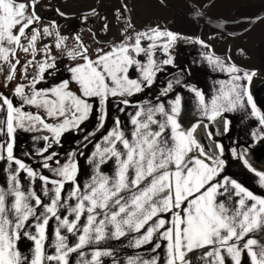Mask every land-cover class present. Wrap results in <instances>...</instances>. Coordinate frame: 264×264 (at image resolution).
Returning a JSON list of instances; mask_svg holds the SVG:
<instances>
[{
  "label": "snow or ice",
  "instance_id": "1",
  "mask_svg": "<svg viewBox=\"0 0 264 264\" xmlns=\"http://www.w3.org/2000/svg\"><path fill=\"white\" fill-rule=\"evenodd\" d=\"M176 2L120 0L122 38L93 50L79 32L69 46L57 18L42 23L41 4L64 19L71 5L0 0V264H264V194L231 170L264 191V101L252 92L264 64L238 43L264 14L187 35L171 27ZM179 6L210 16L206 0ZM100 22L107 33V12ZM181 39L198 45L187 66L172 54ZM195 65L222 78L205 92L189 80ZM235 112L250 128L226 146ZM121 238L130 254L111 245Z\"/></svg>",
  "mask_w": 264,
  "mask_h": 264
},
{
  "label": "rangeland",
  "instance_id": "2",
  "mask_svg": "<svg viewBox=\"0 0 264 264\" xmlns=\"http://www.w3.org/2000/svg\"><path fill=\"white\" fill-rule=\"evenodd\" d=\"M61 5H71L72 8L78 12V11H83V10H88V6H93L95 5L99 0H59ZM251 1H256V0H206V4H210L211 7H206V11L210 13V15L218 12V11H225V12H231V10L236 9L241 4H245ZM264 1V0H263ZM129 8L132 7V4L135 2V0H127ZM120 0H102L101 2V7L99 8V11L97 12V15L95 16H89L88 19L85 21L87 22L88 25H90V28H93L95 26L96 22L100 18L101 15L105 14L106 12L110 16H114L115 19L117 20V32H114L115 39L113 41H118L122 38V30L124 29L126 25V19L125 18H117L115 14L116 8L119 7ZM41 11H43V6H40ZM173 9H171L172 11ZM171 13L170 12V19H171ZM224 14V13H223ZM132 16L134 19L137 20V22H140L139 17L136 15V11L133 9L132 11ZM72 22L73 21H82L83 17L82 16H77L73 17L70 19ZM102 36H107L109 33H105L104 31L101 33ZM92 45H90L92 48H95L97 46H103V44H106L111 41H105V42H100L95 39H91ZM264 41V25H261L260 23H256L251 31H249V34L247 36H242L239 40L238 43L243 44L244 46H247L250 48L253 52V60L255 59L256 55V50H257V45L259 42ZM75 42L69 43V46H73ZM95 45H94V44ZM219 43V42H218ZM179 46L176 44V46L173 49V56L175 57V62L177 65H183L186 66L182 61L178 59V54H179ZM20 58L23 60L24 59V53H20ZM64 63L67 64L68 61L67 59H64ZM32 69H29V72H31ZM3 75H0V84L3 83ZM19 79V76H17V80ZM163 79V77H162ZM190 82L192 83L191 77H189ZM16 81L14 80L13 83ZM5 91L11 92V89H6ZM24 134L22 133L20 136H23ZM70 138V137H69ZM22 139V137H21ZM20 139V140H21ZM71 140V139H70ZM66 143L65 140V147H67L71 141ZM24 141L23 139L20 141V144H23ZM227 156V153H226ZM262 158V157H261ZM260 162H264V158L259 159Z\"/></svg>",
  "mask_w": 264,
  "mask_h": 264
},
{
  "label": "crops",
  "instance_id": "3",
  "mask_svg": "<svg viewBox=\"0 0 264 264\" xmlns=\"http://www.w3.org/2000/svg\"><path fill=\"white\" fill-rule=\"evenodd\" d=\"M224 12L225 14H228L230 12H225L223 11H218L214 14H221ZM179 46V54H178V59L182 61L184 64L189 65L193 58L197 57V49L198 45H193L185 40L181 39L180 41L177 42ZM191 80L192 83L197 84L199 87L203 88L205 92H208L214 83L216 79L222 78L220 75L213 73L208 67L206 66H200V65H195L192 67L191 70ZM252 92L257 100V102L264 101V75H262L259 78H254L253 84H252ZM227 118L230 120V132L228 134H225L223 136L222 142L227 146L229 138H237L239 137L240 139H246L247 138V132L249 131L250 128V121L245 119L244 116L240 112H235V113H227ZM22 133L18 134L17 140L20 143V141L23 139L25 142L26 136H20ZM22 137V139H21ZM21 139V140H20ZM71 138H66V143L69 142ZM71 141V140H70ZM257 158L258 160L264 158V154L262 153H257ZM262 157V158H261ZM260 162V161H259ZM233 172L240 173L242 175V178L247 181L246 186L251 185L252 189L257 192V194H264V191L261 189L257 188L253 181L248 179L247 176H244L243 173H241V170L239 166L233 164L232 169ZM87 171V169L83 168V162H82V172ZM4 180V174L3 172H0V182H3ZM71 239V237H70ZM112 246L120 249L122 248L123 250L121 251V256L125 254V252H128L129 254L131 253L130 249H127V241L123 240L121 238L120 241L113 240L110 242ZM244 259H246V253L244 254ZM105 264H110V261L105 262Z\"/></svg>",
  "mask_w": 264,
  "mask_h": 264
},
{
  "label": "trees",
  "instance_id": "4",
  "mask_svg": "<svg viewBox=\"0 0 264 264\" xmlns=\"http://www.w3.org/2000/svg\"><path fill=\"white\" fill-rule=\"evenodd\" d=\"M264 8L263 0L251 1L245 4H241L236 9L232 10V13L235 17H245V16H254L258 12H260ZM174 13L171 18V27L174 30L185 33L187 35L192 34H200L201 32L208 33L209 27L205 22L194 20L193 18H189L183 10L180 8L173 6ZM244 27L245 25L235 24L233 28ZM230 28V27H229ZM213 30H216L212 28ZM244 46L243 44H241ZM253 62H258L260 64H264V41H261L257 45L256 55ZM219 128V124L215 126ZM258 166V165H257Z\"/></svg>",
  "mask_w": 264,
  "mask_h": 264
},
{
  "label": "flooded vegetation",
  "instance_id": "5",
  "mask_svg": "<svg viewBox=\"0 0 264 264\" xmlns=\"http://www.w3.org/2000/svg\"><path fill=\"white\" fill-rule=\"evenodd\" d=\"M50 2L52 4L53 9L55 7H57V6H61V4H60L61 2L59 0H50ZM101 2H102V0H99L92 7H97L98 5H101ZM40 6L41 7L43 6L44 10L42 11V14L45 17V19L42 21V23H47L48 20L51 19V18H57L58 19V23H60L62 26H65L69 30L68 35H69V43L70 44H71V42H74V40L72 39V33H75V32H79L80 35L83 38V41L86 44H88L89 46L92 45L91 44L92 43L91 39H95V40L100 41V42L113 41L115 39L114 32L115 31L117 32V24H116L117 20L115 19L114 16H110L109 15V19L111 21V27H110V29L108 31L109 35L102 36L101 33L104 30H103V22H100L98 24V21H99L100 18L96 22L95 26H93V28H90V25H88L87 22H85L84 19L82 21H76V22L75 21L72 22L70 20L73 17H77V16H81V15H76V16H73V17H71L69 19H64V18L57 17V14L55 13V11L54 10H49L45 4H41ZM100 7H97V12L99 11ZM83 11H87V10H83ZM83 11H78V12L75 11V12H76V14H78V13L83 12ZM171 12H172L171 13V18H172V15L174 13V9ZM103 15H101V16H103ZM234 26L235 25H230L228 27L231 28V27H234ZM240 28L241 27L233 28V29H240ZM94 33H96V35H94ZM94 49L95 48H93V50Z\"/></svg>",
  "mask_w": 264,
  "mask_h": 264
},
{
  "label": "water",
  "instance_id": "6",
  "mask_svg": "<svg viewBox=\"0 0 264 264\" xmlns=\"http://www.w3.org/2000/svg\"><path fill=\"white\" fill-rule=\"evenodd\" d=\"M174 6L180 8L181 10H183L179 6V0H177L176 4ZM87 11H83V12H80V13H84V12H87ZM80 13H78L76 15H80ZM261 14H264V8L260 12H258L256 15L251 16V17H255V16L261 15ZM245 17H249V16H245ZM241 18L242 17H232V16L231 17H227V16H222L220 14H212V15H210L208 17H205V21L204 22L207 23V24L210 23L211 27L214 28V29H223L226 32H234V31L238 32L239 29H231L228 26L239 24L238 22L240 21ZM197 21H199V20H197ZM244 27L247 28V25H245Z\"/></svg>",
  "mask_w": 264,
  "mask_h": 264
},
{
  "label": "built area",
  "instance_id": "7",
  "mask_svg": "<svg viewBox=\"0 0 264 264\" xmlns=\"http://www.w3.org/2000/svg\"><path fill=\"white\" fill-rule=\"evenodd\" d=\"M231 13V12H230ZM230 13H228L227 15H230Z\"/></svg>",
  "mask_w": 264,
  "mask_h": 264
},
{
  "label": "bare ground",
  "instance_id": "8",
  "mask_svg": "<svg viewBox=\"0 0 264 264\" xmlns=\"http://www.w3.org/2000/svg\"><path fill=\"white\" fill-rule=\"evenodd\" d=\"M225 15H226V14H225ZM225 15H224V16H225Z\"/></svg>",
  "mask_w": 264,
  "mask_h": 264
}]
</instances>
